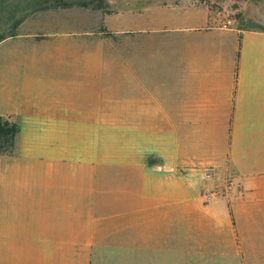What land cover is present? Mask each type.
Wrapping results in <instances>:
<instances>
[{"label": "crops", "instance_id": "crops-1", "mask_svg": "<svg viewBox=\"0 0 264 264\" xmlns=\"http://www.w3.org/2000/svg\"><path fill=\"white\" fill-rule=\"evenodd\" d=\"M116 1L107 40L21 33L0 2V116L19 126L0 154V264L14 249L179 264L181 248L264 264V30L212 25L186 0ZM84 121L124 122L122 176L99 147L69 144Z\"/></svg>", "mask_w": 264, "mask_h": 264}, {"label": "rangeland", "instance_id": "rangeland-1", "mask_svg": "<svg viewBox=\"0 0 264 264\" xmlns=\"http://www.w3.org/2000/svg\"><path fill=\"white\" fill-rule=\"evenodd\" d=\"M139 2L140 0H132ZM162 2H176L178 0H160ZM202 4L209 9L211 19L210 23L216 26H233L238 29H261L264 30V0H186ZM5 4L14 6V14L11 16L4 13L5 18L11 21L14 29L17 23L15 9L19 12L18 22L20 24V32H33L37 34L63 31L71 33L98 34L100 38H108L112 30L104 23L103 16L115 10L118 1L116 0H0ZM111 2V3H110ZM85 3L86 5H81ZM67 4V6H64ZM107 6V7H106ZM103 7V9H102ZM5 12L8 9L5 8ZM44 23V24H43ZM42 37V36H41ZM110 38V37H109ZM91 37L85 35L84 47L90 48ZM102 42V40H101ZM106 42V41H105ZM82 136L78 138L69 137V144L83 145L86 147H99V160L115 161L117 176H122V166L126 153L124 151V122H108V121H84L82 124ZM147 161H155L154 157H147ZM212 193L216 195L213 197ZM226 193L222 190L209 188L204 192V199L218 198L220 204L224 203L223 210L226 209L225 200ZM223 200V201H221ZM19 218L20 227L31 226V218L27 216ZM187 219H181V234H186L188 229ZM183 237V235H181ZM187 238V236H185ZM189 240V239H188ZM194 240V239H192ZM187 243V239L181 238V242ZM186 241V242H185ZM190 241V240H189ZM71 251L65 250H43V249H14L3 251V264H55L63 261L64 254ZM65 252V253H64ZM64 253V254H63ZM204 250L193 248L180 250L179 264H205L203 257ZM95 261L92 264H115L118 261L115 258L108 257L102 251H97ZM122 259V258H120ZM53 262V263H52ZM91 264V263H90Z\"/></svg>", "mask_w": 264, "mask_h": 264}, {"label": "trees", "instance_id": "trees-1", "mask_svg": "<svg viewBox=\"0 0 264 264\" xmlns=\"http://www.w3.org/2000/svg\"><path fill=\"white\" fill-rule=\"evenodd\" d=\"M81 5L86 4L83 3ZM64 6H67V4H64ZM18 131L19 126L15 121L9 117L0 116V154L13 153Z\"/></svg>", "mask_w": 264, "mask_h": 264}, {"label": "built area", "instance_id": "built-area-1", "mask_svg": "<svg viewBox=\"0 0 264 264\" xmlns=\"http://www.w3.org/2000/svg\"><path fill=\"white\" fill-rule=\"evenodd\" d=\"M216 194L215 193H212V196L214 197Z\"/></svg>", "mask_w": 264, "mask_h": 264}]
</instances>
